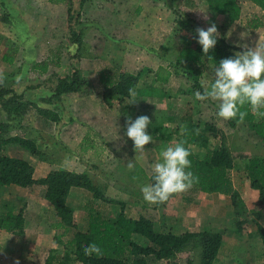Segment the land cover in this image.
I'll list each match as a JSON object with an SVG mask.
<instances>
[{"label":"crops","instance_id":"1","mask_svg":"<svg viewBox=\"0 0 264 264\" xmlns=\"http://www.w3.org/2000/svg\"><path fill=\"white\" fill-rule=\"evenodd\" d=\"M47 1L61 3L62 22L57 25V28H66L70 31L69 7L70 1H72L73 5L75 0ZM25 2H27V0H25ZM92 2H94V0H89L84 5L83 10H81L80 0H78L79 12L77 17L80 18L81 21L80 25L75 26L73 29L80 34L81 44L74 43L71 34L68 32L64 39L61 37L62 43L59 40V46L52 47L47 45V42L40 46V42H37L36 37L32 35L30 27L28 28V26H25V32L22 33L23 30H21L19 26V17L17 13L14 14L13 11L10 10L8 21L7 17L3 20L2 18L0 19L4 21V23L0 21V30H5L7 27V33L4 36L1 35L0 31V79L6 80L7 86L11 87L18 95H22L27 103L32 102L36 104L37 110L52 111L58 115L59 121L57 123H53V121L49 123V120L47 118L45 119V117L40 115L36 110V113L42 117L41 119L44 118L45 120L41 121L45 124V130H47L46 128L49 126L57 130L61 122L64 123V134L66 133V129L73 128L75 130L79 129L80 131V129L83 128V133L80 132V138L71 140L73 144L68 143L63 138V133L61 134L63 146L69 148L67 150L62 148L58 142L53 146L43 142L37 143V147L42 154L38 156V160L33 157L35 155L29 150L22 148L18 143L7 144L4 153L9 157L21 158L28 161L34 167V177L36 180L45 178L52 171L60 170L59 167L69 172H87L96 183L103 184L107 187L106 195L110 196V185L108 182L111 178L107 179V177H109V171L103 170L100 173L107 180V182H105L106 184L100 181L97 182V179H95L96 176L91 174L88 170L85 168L80 170V167H83L81 162L82 155L92 153L93 156H99L98 159H101L103 155H107L114 151L112 156L119 160V158H117V151L119 150L116 151L115 149H120V145L123 144H126L124 146L128 147L133 144L126 136L129 117L135 120L141 115L149 116L152 120V125L149 126L148 131L153 134L154 138H157L163 134L167 128L170 130V125L173 129L167 133H171L178 122L179 126L177 128H184L181 123V118L188 114L180 118L175 116L176 109L178 108H176L177 104L174 101L176 99V92L173 91L175 88L173 85L175 84L174 82L178 80L179 76V71L175 68L177 49H175V55H172V53H170L171 55L169 53L167 54V52H169V49H171L173 45L176 47L178 42L175 34L171 35L172 27L168 24L169 17H166V22L168 21L167 25L163 23V18L159 19L158 17L160 12L164 14L161 10V0H101V2L105 3V9L103 10H99V7L94 8L95 6H92ZM48 18H52L49 13L46 15L45 19ZM106 19L109 20V23L105 21ZM136 25L141 26L138 35L135 34V30L132 31V28H135ZM46 27L45 33L47 34L51 32V29H55L48 25H44L43 29ZM18 32L21 33V36ZM143 33L147 34V36ZM149 35H151L153 39H150ZM102 48H104L105 52L101 51L103 50ZM102 55L105 56L102 57ZM65 58L70 62L67 63ZM101 58H106V63L98 67L99 62L97 60ZM43 61L44 64L41 67L34 69L35 65ZM74 69H78L89 81L91 93L88 94V96H83L85 94L82 95V93L67 94L61 96L57 100H51L54 96L53 89L55 88V82H57V77L55 75L66 77L71 74ZM141 71H146V73L141 77L138 88L142 90H151L152 94L140 96L137 91H135L129 103L130 113L124 116L116 107L109 106L106 103L104 86L98 74L101 73L100 75H102L103 72H108L110 79L119 81L122 72L136 75ZM189 93L190 92H187L186 95H182L184 96L182 99L186 101L184 103L185 105L191 103V99H189L191 95H188ZM76 94L77 100L71 102L72 107L71 110L69 109L72 112L66 116L65 112H67V109L64 102L68 95L74 96ZM69 101L70 100H68V102ZM61 102H63L64 106ZM117 103L119 104L118 101ZM158 125H162L163 130L161 133L156 132L155 134ZM30 128L40 129L37 125H30ZM103 132L108 133L109 136L112 137L110 142L107 140L106 136H104L105 134ZM146 147L147 146H145V148ZM83 148L85 151H83ZM46 153H49V155ZM112 156L110 155L109 159H111ZM60 162H62L61 165H58ZM94 168L97 169V166ZM129 173H132L130 177H133V180H135L132 182L134 186H126V188H119L117 190L119 194L124 196H132L135 192H131L130 190L140 189L141 191V187L144 184L150 183L149 181L143 184L138 183L134 173H136L139 178H144L143 176H152L142 165L139 166V168H134ZM110 175L113 176L114 174L110 173ZM128 175L129 174H127V176ZM13 189L21 188L17 186L3 187L1 188V196L2 193L13 192ZM40 190V193H32L29 195L27 206L23 209L25 218V247L27 249L25 255L22 254L18 246H15L20 242L16 233H10L0 229V252H3L4 248H6L7 240L10 241L8 243L10 244L8 254L0 253V264H3V260H5L6 257L11 260V264H46L52 250H56L59 257H64L66 255V242L57 243L55 239L63 233V231L57 228L60 222L57 217V212L45 198V187H41ZM87 192V190L80 188L71 190L67 204L75 210V216H77L80 207H82L83 210H87V204L90 202L92 204V202H94L92 198L93 195L88 192L92 201L89 200L86 204L83 203V201H81L79 205L73 204V200L76 199V197H74L75 195H81ZM203 195L207 196L205 193H199V197L195 196L196 198L193 197L192 201L188 202V200L184 201V198H186L184 194L180 197L182 198L181 203H179V199L175 197L173 198L175 200L172 202V199L163 209L157 208L155 203H149L143 200L142 192H139L136 200L133 202L131 200L127 201L126 198H121V196L119 198H112L123 201L126 204L124 212L127 217L138 219L144 216L145 218L151 219L155 224L156 230L162 233L163 230H161V225L153 216L155 213L160 214L163 211L162 214L167 215L166 217L169 221H173L169 225V230L176 233V229H174V226H176L174 222L176 220L178 222L179 219V221L183 223L181 226L183 231L187 229L191 230L192 225L196 226L195 221L200 220L198 215H203L207 211L205 210L207 207H199L198 205V200L202 198ZM212 195L217 198H229L223 195ZM203 199L206 202V199ZM94 204L98 205V209L102 214L111 219H115L121 210V207L114 203L108 204L98 201L94 202ZM174 204L176 208L174 210H179V212H175V217L170 219L173 214H170L169 211L172 207L174 208ZM194 205L198 206V208L191 207ZM188 206L195 212L190 213V208H188ZM218 207V205H212L214 216L217 214L215 210ZM223 209L227 211V208ZM232 209L234 211L233 206L230 208V213H232ZM4 212L6 211H2L1 215ZM14 213L16 214V212ZM210 213H212L211 210ZM85 216L83 219H85ZM83 222L79 224L80 228ZM215 224L218 225V219L215 220ZM183 226L187 227L186 230ZM164 230L172 233V231H168L165 226ZM135 239L137 241L141 240L139 237ZM223 242L226 245L227 241L225 237L223 238ZM260 244L261 249L258 250L259 254H245L246 256H244L243 259L246 261L242 263L243 259H240L239 264H264L262 241ZM222 247H224V245ZM222 249L219 251L217 259L213 264H236L234 261L230 260L228 256L223 255ZM189 261H191V257L188 258V262ZM161 264H166V261H161Z\"/></svg>","mask_w":264,"mask_h":264},{"label":"trees","instance_id":"2","mask_svg":"<svg viewBox=\"0 0 264 264\" xmlns=\"http://www.w3.org/2000/svg\"><path fill=\"white\" fill-rule=\"evenodd\" d=\"M89 0H80V7L83 10L84 5ZM259 6L263 15L251 21V29L256 30L264 26V0H249ZM209 11L216 15L225 16L229 23H235L242 17L241 0H206ZM72 1L69 7V22H73ZM5 18V17H4ZM3 18V19H4ZM192 37L189 44L182 46L176 57V69H183V72L193 82V89L203 92L200 85V77L209 72L211 79H214L213 69L218 65V61L232 56L236 51L243 49L232 46L227 43L225 38L218 39L216 47L206 56L201 46L197 43L196 23L187 20ZM72 41L81 44L80 34L71 27ZM212 56L214 59H208ZM46 64V63H45ZM43 65V64H42ZM35 65L34 69L42 66ZM146 71H141L136 75L122 72L119 81L109 78L108 72H103L101 82L104 86L105 100L109 106L119 102L120 112L126 116L130 113L129 103L132 95L137 91L138 95L152 94L151 90H142L139 82ZM57 77V75H55ZM168 81V79H167ZM192 89V92H193ZM54 96L51 100H57L61 96L73 93L90 92L89 81L81 74L78 69H74L66 77H58L57 84L53 89ZM189 92V91H188ZM23 96L18 95L8 87L6 80L0 79V117L2 109L7 110L8 117L20 124L23 121L26 104L22 101ZM242 111H247L248 115L243 122L237 120H226L228 126L232 129L244 124L248 129L262 142H264V117L254 115L250 109L245 106ZM43 117L58 122V115L52 111L38 109ZM182 128H177L171 133L162 135L163 139L171 141L176 139L178 142H185V146L190 148L191 171L199 178L198 183L188 189L193 193L217 194L229 197L234 208L244 209V202L240 192L234 185L232 171L236 165V157L226 145L223 131L214 125H208L205 128L193 118L186 115L182 117ZM6 124L0 121V195L1 188L17 186L23 190H30L34 186H43L46 188L45 198L54 207L60 222L57 225L63 233L55 239L60 242L65 236L72 234L66 243V255L59 257L56 250H52L46 264H174L176 257L185 251L190 245L201 252V264H213L217 259L219 251L223 244V235L220 232L202 231L198 233L186 232L182 235H176L171 232H160L155 228L151 219L141 216L138 219L129 218L125 215L126 204L123 201L114 199L106 195L107 187L96 183L92 176L85 173L69 172L63 169L52 171L45 178L36 180L34 177V168L26 160L21 158L9 157L4 153L5 147L9 143H18L24 149L29 150L35 156H41L35 140L26 137L6 138L2 132L7 130ZM163 130L162 125H158L156 132ZM221 141L219 147L211 145V139ZM205 149V154H198L193 147ZM83 151L85 149L83 148ZM248 179L251 187L259 192L257 206L259 211L253 212L257 219L264 218V157H250L246 165ZM132 174V173H131ZM138 183L146 181L151 182V177H137ZM130 179H134L130 177ZM74 188L87 190L93 195L94 202L114 203L121 207L120 212L115 219L102 214L98 205L94 202L87 204L86 216L83 219V227H79L76 222L75 210L67 204V200ZM186 192L174 194L170 199L163 203H155L157 208H165L167 204L178 195H184ZM193 198L187 199L191 202ZM25 218L24 210L14 213L11 209L6 214L0 216V229L10 233H24ZM258 234L263 243L264 255V227L258 224ZM141 240L137 241L135 238ZM96 243L103 250V255L86 256L83 249L90 243Z\"/></svg>","mask_w":264,"mask_h":264},{"label":"rangeland","instance_id":"3","mask_svg":"<svg viewBox=\"0 0 264 264\" xmlns=\"http://www.w3.org/2000/svg\"><path fill=\"white\" fill-rule=\"evenodd\" d=\"M104 5L105 3L101 2V0H96V1L94 0V2H92V6L93 7L95 6L94 8L99 7V10L105 9ZM61 6H62L61 3L59 2H53V1L50 2L47 0H27V2H25V0H0V19L2 18L3 20L4 17H7V21H8L10 16V10L13 11L14 14L17 13L19 17L18 19L19 26L21 27V30H23L22 33L25 32V26H28V28L30 27V31L32 35L36 37L37 39L36 41L40 42V46H42L43 43L47 42L46 43L47 45L55 47V46H59L58 42L59 40L61 41V37L62 39H64L65 36L68 34V32L69 34H71V29L70 31H68L66 28H65L66 30L61 27L57 28V25L61 24L62 22ZM161 6H162L161 10L164 14L160 12L158 17L159 19L163 18L164 21L163 23L165 25H167L168 22V21L166 22V17H169L168 24L172 27L171 35L175 34V37L177 38V42H178V45H176V47L175 45H173V47L169 49V52H167V54L172 53V55H175L176 53L175 49H177V53H178L179 49L182 46L190 43L192 34L190 28L188 27L187 20H192L196 23V26L193 27L192 31L197 27L207 28L210 26L211 23L214 22L218 27L219 37L225 38L227 43L232 46H236L237 44L240 45L247 44L251 47H255L258 40L264 41V26L256 30H252L250 26L252 20L256 18H260L263 15V11L259 6L253 4L249 0H241L242 17L239 21L232 24L229 23V21L225 16L223 17L221 15H216L211 13L206 5V0H161ZM78 12H79V3L78 0H75V3L72 5V12H71L72 16L74 17L73 22L70 23V27L72 28L80 25L81 19L77 17ZM48 13L51 14L52 17L51 19L50 18L45 19ZM105 21L109 23V20L106 19ZM2 23H4V21H2ZM44 25L51 26L55 29H51V32L47 34L45 33L47 27L43 29ZM6 28L5 30L3 29L0 30L1 35L4 36L7 33ZM133 30H135L136 31L135 34L138 35L139 30H141V26L136 25L135 28H132V31ZM18 34L21 36L20 32H18ZM143 34L147 36V34L145 33ZM149 37L150 39H153L151 35H149ZM102 49L103 50L101 51L105 52L104 48ZM104 56L105 55H102V57ZM105 60L106 58H101L97 60L99 62L98 67L103 66L106 63ZM66 62L68 63L70 61L66 59ZM38 64L42 65L44 64V61ZM178 71H179L178 80H176L174 82L175 84L173 85L175 87L173 91L176 92V99L174 101L177 104L176 108H178L176 109L175 116L180 118L188 114V116L193 118L195 122L198 121L203 128H205L208 125H214L216 126V128L223 131L224 136H226L225 137L226 145H228L231 152L236 157V161H235L236 165L234 166V169L231 174L234 181V185L241 194V198L244 202L245 208L241 209V208L233 207L234 211L232 209V213H230V208H232L230 198H224V197L217 198L216 196L210 194H207V196L203 195V197L198 200V205L199 207L200 206L207 207L205 209L207 211L203 215L202 214L198 215L200 220L195 221L196 226L192 225L191 230L190 229L186 230L187 227L183 226L184 229L186 230L183 231V228L181 227L183 223H181L179 219L178 222L176 220L174 222V224L176 225L174 226V229H176V233L173 232L172 230H169V225L173 221H169V219H167L166 217L167 215L162 214L163 211L160 214L155 213L153 217L161 225V230L166 232L164 230V226H165L167 227L168 231H172V233L176 235H182L186 232L198 233L196 231H204V230L210 232H220L223 235V238L225 237L227 241L226 245L223 242L222 246L224 245V247H221V249L223 248L222 249L223 255L228 256L230 260L234 261L236 264H239L240 259H243V257L246 256L248 253L257 255L259 254L258 250L261 249V244H260L261 237L258 234V224L264 227V218L259 220L253 215L254 214L253 212L259 211V206H257L259 200V192L251 187V182L248 179V172L246 170V165L248 164L250 157H254V156L264 157V142L260 141L244 124H239L238 127L235 129L230 128L226 120H223L217 116L216 114L218 111L217 102L211 100L208 101L196 100L195 92L199 90L192 88L193 82L190 78H188V76H185L183 69L179 68ZM100 74H98L99 79L101 78ZM58 77L59 76H57V80ZM199 82L201 88L204 90V88L212 82L209 72H206L203 76H201ZM56 84L57 82H55V86ZM188 91L190 92L188 95H191V97L189 98L191 99V103L185 105L184 103L186 101L182 99L184 97L182 95H186ZM90 93H91V88L88 94ZM83 94L85 93L83 92L82 95ZM88 94H85L83 96H88ZM68 100L70 101L68 102ZM74 100H77V94L74 96L68 95L67 99L65 100L64 105L66 106L67 109L66 110L67 112H65L66 116L72 112L70 111L72 107L71 102H73ZM22 101L26 104L27 109L24 112L25 115L21 124L15 120H11V118L8 117L7 110L1 108L2 115L0 117V121L6 124V126L8 127L7 130L5 132H2L1 134H4L6 138H13L17 136L26 137L27 139L35 140L36 143L38 144L43 142L45 144L48 143L50 146H53L58 142L60 146L65 150L69 149L68 147L63 146L62 138H61V134L63 133V129H64L63 126L64 123L61 122V125L57 127V130L53 129L52 126L47 127L46 128L47 130H45V124L41 122L45 120L44 118L41 119L42 117L36 113L37 110L36 104L32 102L27 103L24 97ZM61 103L63 105V102ZM113 106L116 107V109H118L119 111L121 110L117 102H115ZM50 122L51 120H49V123ZM30 125L32 126L37 125L40 129L30 128ZM178 126H179V122L174 128L177 129ZM169 128L173 129L171 125ZM166 130L167 132H170L168 128ZM65 131L66 133L65 134L63 133V138L68 143L73 144V141L71 140L79 139L81 136L80 134L83 133V128L80 129V131L79 129L75 130L73 128L66 129ZM103 133L105 134L104 136H106L107 140L110 142L112 140V137H110L109 134L106 132ZM163 134H161L157 138H154V142L152 144L147 145V147L145 148L147 150H144V152L142 153L137 154L133 149V144L129 145V147L124 146L126 144L120 145L119 147L120 149H115L116 151L119 150L117 151L118 153L117 158H119V160H117L115 157L112 156V153L114 154V151L110 152L107 155H103L101 159H98L99 156H95V155L93 156L92 153H87V155H82L81 162L83 167L82 168L80 167V170L85 168L91 174L96 176L95 179H97L96 180L97 182L100 181L104 183L107 182V180L100 173L103 170L109 171V177H107V179L111 178L110 181L108 182L110 185L109 187L110 197L119 198L121 196V198H126L127 201L131 200L133 202L136 200V197L139 194V192H141L140 189L130 190L131 192H135L132 196L121 195L119 194V192H117V190L119 188L120 189L126 188V186L127 187L134 186L132 182L135 180L130 179L131 173H129L134 168H139V166L142 165L144 166L146 171L149 172V174H152L151 165L160 158V152L164 148H166L169 144L178 143L176 139H173L170 142L168 140L163 139L162 137ZM210 142L213 147H219L221 145V141L215 138L211 139ZM193 149L200 155L205 154V149L201 147L195 146L193 147ZM46 154L49 155V153ZM110 155L112 156L111 159H109ZM33 157H35V159L38 160V156H33ZM131 159H135L134 161L135 167L129 169L128 161ZM61 163L62 162H60L58 165H61ZM95 166H97V169L94 168ZM59 168L62 169V167ZM110 173H113L114 177L111 176ZM127 174L129 175L127 176ZM41 187L43 186H34L30 190L13 189V192L11 193H2V196L0 195V215L2 211L8 212L9 209H11L13 212L18 213L24 208H26L29 195H31L32 193L33 194L40 193ZM185 192H186L185 193L186 198H184V201L193 198L195 196L199 197V193H193L192 191L189 190ZM88 194L89 193L87 192L85 194L75 195L74 197H76V199L73 200V204L79 205L81 204V201H83V203L86 204L87 202H89V200L92 201V198L89 197L90 195ZM181 196L178 195L176 197V199L177 198L179 199L178 201L179 203H181V199H182L180 198ZM203 198L206 199V202L204 201ZM174 200L175 199H173L172 202ZM212 205L219 206L215 210V212L217 213L215 216L216 219H218V225L215 224L216 219L213 214ZM191 207L198 208V206L195 205ZM191 207L188 206V208H190L189 209L190 213L195 212ZM223 208H227V211H225V209ZM174 209H176L175 204H174V208L172 207L169 211L170 214H173V216L170 217V219L175 217L174 215L175 212L176 213L179 212V210H174ZM210 210L212 213H210ZM197 212L199 213L198 210ZM85 215H86V210H83L82 207H80L79 211L77 212V216H75L77 224H82L83 222L82 219L84 218ZM81 227H83V225H81ZM16 235L18 236V239L21 243L19 242L15 246H18L22 254L25 255L27 250L25 247V241H26V237L24 236L25 234L20 233ZM71 236L72 234L65 236V238L61 239L60 242L57 241V243H64V242L67 243V241ZM9 242L10 241L7 240L6 248H4L3 252L0 253L8 254L10 249L9 246L10 244H8ZM190 257H191V261H189L190 264H201V252L199 249L197 248L195 249L192 245H190L185 251H183L182 254H179L176 257V259L173 261V263L189 264L188 258ZM244 261L246 260L243 259L242 263ZM11 263H12L11 260L7 257L5 260H3V264H11ZM71 264H79V263L74 262Z\"/></svg>","mask_w":264,"mask_h":264},{"label":"clouds","instance_id":"4","mask_svg":"<svg viewBox=\"0 0 264 264\" xmlns=\"http://www.w3.org/2000/svg\"><path fill=\"white\" fill-rule=\"evenodd\" d=\"M196 33L197 43L207 56L218 43V27L213 22L207 28H197ZM236 47L243 50L219 60L213 69L214 79L203 92L196 91L195 98L198 101L217 102L216 114L219 118L237 120L239 123L248 115L247 111H242L245 106L254 115L264 117V41L258 40L255 47L247 44H237ZM208 59L214 58L208 56ZM150 125L152 120L147 115L135 120L128 119L126 136L132 141L137 154L154 142L153 134L148 131ZM190 156V148L185 146V142L169 144L164 148L160 158L151 165V182L141 187L144 200L163 203L174 194L187 191L198 183L199 178L190 170ZM135 159L128 161L129 169L135 167ZM83 252L86 256L103 255L101 247L94 242L85 247Z\"/></svg>","mask_w":264,"mask_h":264}]
</instances>
